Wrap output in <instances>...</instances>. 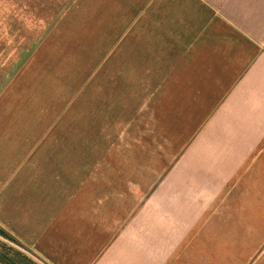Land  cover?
Returning a JSON list of instances; mask_svg holds the SVG:
<instances>
[{"label":"crops","instance_id":"1","mask_svg":"<svg viewBox=\"0 0 264 264\" xmlns=\"http://www.w3.org/2000/svg\"><path fill=\"white\" fill-rule=\"evenodd\" d=\"M143 84L192 123L169 210L48 147L84 91ZM0 227L48 264H264V0L0 1Z\"/></svg>","mask_w":264,"mask_h":264},{"label":"rangeland","instance_id":"2","mask_svg":"<svg viewBox=\"0 0 264 264\" xmlns=\"http://www.w3.org/2000/svg\"><path fill=\"white\" fill-rule=\"evenodd\" d=\"M13 1L35 11L51 6L55 0ZM145 77L151 78L150 75ZM143 85V89L124 91L123 97L119 94L111 100H101L102 104L99 99L92 100L88 90L84 91L74 105L66 107L64 118L54 127L48 147L81 149L80 155H72L74 159L67 152L65 156L66 162L79 158L82 173L86 172L83 163H92L96 158L104 160L110 151L106 161L127 163L130 182L138 183L137 186L130 185L129 189L133 198H145L140 206L144 205L147 210H169L172 209V162L175 158L180 159L184 155L183 149L192 145L194 139L186 136V129L192 123L172 122V106H155V90L152 85ZM90 144H95L97 149L82 148ZM110 145L123 146V149H107ZM152 196L156 201H150ZM14 239L11 241L0 235V249L4 247L2 245L12 248L9 254L15 256L17 253L15 257L19 262L20 258L26 257L30 264H48L27 245Z\"/></svg>","mask_w":264,"mask_h":264},{"label":"trees","instance_id":"3","mask_svg":"<svg viewBox=\"0 0 264 264\" xmlns=\"http://www.w3.org/2000/svg\"><path fill=\"white\" fill-rule=\"evenodd\" d=\"M0 235L4 236L6 239L14 241V237H12L7 231H5L4 229H2L0 227ZM4 246L2 249H0V264H30V262L28 261V259H26V257H22L20 258V262L19 260L17 261V253H15V256H12L9 254L10 251H12L13 249L10 247H7L6 245H2ZM20 256V254L18 253V257ZM21 257V256H20Z\"/></svg>","mask_w":264,"mask_h":264}]
</instances>
